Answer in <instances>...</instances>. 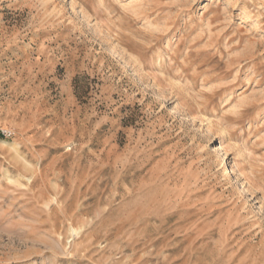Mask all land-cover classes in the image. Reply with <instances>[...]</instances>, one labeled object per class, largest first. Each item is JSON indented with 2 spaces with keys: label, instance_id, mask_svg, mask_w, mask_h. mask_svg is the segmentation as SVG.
Here are the masks:
<instances>
[{
  "label": "rangeland",
  "instance_id": "1",
  "mask_svg": "<svg viewBox=\"0 0 264 264\" xmlns=\"http://www.w3.org/2000/svg\"><path fill=\"white\" fill-rule=\"evenodd\" d=\"M0 264H264V0H0Z\"/></svg>",
  "mask_w": 264,
  "mask_h": 264
},
{
  "label": "bare ground",
  "instance_id": "2",
  "mask_svg": "<svg viewBox=\"0 0 264 264\" xmlns=\"http://www.w3.org/2000/svg\"><path fill=\"white\" fill-rule=\"evenodd\" d=\"M3 143H5V142H3ZM224 171H225V172H224V174H222V177H225V176H227V175L230 174V172L228 171L227 168H226ZM72 232H73V233H76V230H73Z\"/></svg>",
  "mask_w": 264,
  "mask_h": 264
}]
</instances>
